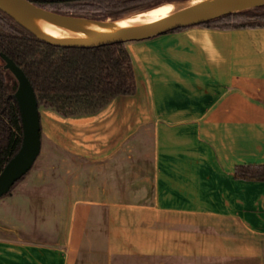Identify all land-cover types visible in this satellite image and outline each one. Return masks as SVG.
<instances>
[{"label":"crops","instance_id":"obj_1","mask_svg":"<svg viewBox=\"0 0 264 264\" xmlns=\"http://www.w3.org/2000/svg\"><path fill=\"white\" fill-rule=\"evenodd\" d=\"M126 44L135 94L44 109L53 138L40 111V153L0 198V264H264V180L235 177L264 165V27Z\"/></svg>","mask_w":264,"mask_h":264},{"label":"trees","instance_id":"obj_2","mask_svg":"<svg viewBox=\"0 0 264 264\" xmlns=\"http://www.w3.org/2000/svg\"><path fill=\"white\" fill-rule=\"evenodd\" d=\"M29 1L63 14L120 19L163 3L186 0ZM194 26L220 29L264 27V6L170 32ZM7 58L28 77L39 107L63 117L96 114L116 97L133 95L137 91L133 59L126 42L98 47L54 45L39 39L0 9V174L21 148L24 134L21 111L12 87L14 76L7 66ZM235 177L264 180V165H239ZM13 187L5 195L11 193Z\"/></svg>","mask_w":264,"mask_h":264},{"label":"water","instance_id":"obj_3","mask_svg":"<svg viewBox=\"0 0 264 264\" xmlns=\"http://www.w3.org/2000/svg\"><path fill=\"white\" fill-rule=\"evenodd\" d=\"M258 6H264V0H199L173 10L149 24L135 25L120 24L122 19L132 14L120 19H100L59 13L38 6L29 0H0V9L39 39L58 46L77 47H98L115 42L147 39ZM31 18L59 27H91L109 30L112 33L100 36L69 37L46 30L35 24ZM6 60L14 76L12 87L21 111L24 134L21 148L0 174V198L7 194L14 184L32 168L40 153L42 141L40 107L34 88L23 70L18 68L12 60L8 58Z\"/></svg>","mask_w":264,"mask_h":264},{"label":"bare ground","instance_id":"obj_4","mask_svg":"<svg viewBox=\"0 0 264 264\" xmlns=\"http://www.w3.org/2000/svg\"><path fill=\"white\" fill-rule=\"evenodd\" d=\"M178 5V4H177ZM175 6H173L174 8ZM172 8V5L170 4H163L156 6L155 8L143 12L142 13H135L132 14L131 16H128L120 21V24H135V25H146L149 24L150 22L164 16L165 14L175 10ZM32 21L37 24L38 26L49 30L51 32L64 35V36H69V37H86V36H100V35H106V34H111L112 31L109 30H102L98 28H77V27H59L55 26L53 24H49L43 20L36 19V18H31Z\"/></svg>","mask_w":264,"mask_h":264},{"label":"rangeland","instance_id":"obj_5","mask_svg":"<svg viewBox=\"0 0 264 264\" xmlns=\"http://www.w3.org/2000/svg\"><path fill=\"white\" fill-rule=\"evenodd\" d=\"M197 1H199V0L174 1V2H167V3H163V4H170V5H172V8H173V6H175L173 9L177 10L179 8H182V7L188 6L190 4H193V3L197 2ZM163 4H161V5H163ZM151 9H153V8H151ZM151 9H148L146 11H149ZM146 11H143V12H146ZM135 13H137V12H135ZM140 13H142V12H140ZM44 109L45 108H43V107L40 108V111L43 114L42 115V118H43L42 120L44 122L45 131H46V133H49L50 134L49 137L53 138L54 137V123H53V118L52 117H49L48 119H46L47 118L46 115H45L46 110H44ZM46 139H49V138L47 137Z\"/></svg>","mask_w":264,"mask_h":264}]
</instances>
